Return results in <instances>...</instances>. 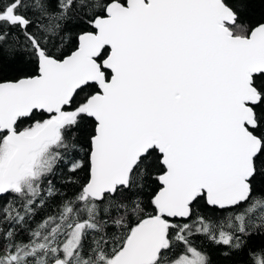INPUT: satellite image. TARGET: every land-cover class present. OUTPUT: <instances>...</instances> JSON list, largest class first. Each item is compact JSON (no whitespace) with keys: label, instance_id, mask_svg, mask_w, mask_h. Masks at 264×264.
<instances>
[{"label":"snow or ice","instance_id":"6c2138e0","mask_svg":"<svg viewBox=\"0 0 264 264\" xmlns=\"http://www.w3.org/2000/svg\"><path fill=\"white\" fill-rule=\"evenodd\" d=\"M0 264H264V0H0Z\"/></svg>","mask_w":264,"mask_h":264}]
</instances>
